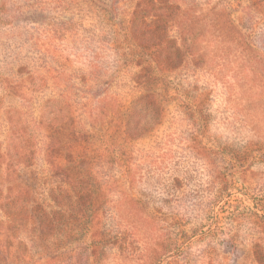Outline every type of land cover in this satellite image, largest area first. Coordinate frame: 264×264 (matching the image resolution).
I'll list each match as a JSON object with an SVG mask.
<instances>
[{
  "label": "rangeland",
  "instance_id": "rangeland-1",
  "mask_svg": "<svg viewBox=\"0 0 264 264\" xmlns=\"http://www.w3.org/2000/svg\"><path fill=\"white\" fill-rule=\"evenodd\" d=\"M139 1L0 0V264H264V0Z\"/></svg>",
  "mask_w": 264,
  "mask_h": 264
},
{
  "label": "trees",
  "instance_id": "trees-1",
  "mask_svg": "<svg viewBox=\"0 0 264 264\" xmlns=\"http://www.w3.org/2000/svg\"><path fill=\"white\" fill-rule=\"evenodd\" d=\"M162 0H140L138 4H156ZM148 8H141L135 12L136 20L138 18L137 31L135 32L136 39L144 47H157L161 51V45L165 43L163 41L165 36L166 26L164 25V20L162 17L156 16L154 21L149 19L150 15L147 14ZM162 31V36H159V33ZM58 112L61 111L59 107ZM25 157H27L25 155Z\"/></svg>",
  "mask_w": 264,
  "mask_h": 264
}]
</instances>
